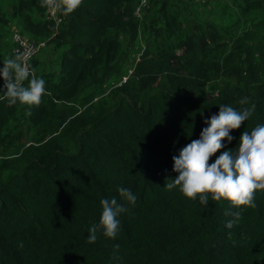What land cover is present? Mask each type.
<instances>
[{
    "label": "trees",
    "instance_id": "trees-1",
    "mask_svg": "<svg viewBox=\"0 0 264 264\" xmlns=\"http://www.w3.org/2000/svg\"><path fill=\"white\" fill-rule=\"evenodd\" d=\"M59 1L0 0V264H264V0Z\"/></svg>",
    "mask_w": 264,
    "mask_h": 264
},
{
    "label": "built area",
    "instance_id": "built-area-1",
    "mask_svg": "<svg viewBox=\"0 0 264 264\" xmlns=\"http://www.w3.org/2000/svg\"><path fill=\"white\" fill-rule=\"evenodd\" d=\"M147 3L148 0H142L140 6L137 9V15H140L144 8L147 7ZM47 9L49 18L56 20L57 23L62 21V18L60 17L59 0H47ZM13 40L16 43L14 53L20 57L22 71L27 75H33L34 73L32 70H30L29 63L41 52V50L45 47V43L31 41L17 31L13 32Z\"/></svg>",
    "mask_w": 264,
    "mask_h": 264
},
{
    "label": "rangeland",
    "instance_id": "rangeland-1",
    "mask_svg": "<svg viewBox=\"0 0 264 264\" xmlns=\"http://www.w3.org/2000/svg\"><path fill=\"white\" fill-rule=\"evenodd\" d=\"M37 57H39V59L41 60V61H44V63H45V69L47 70V71H52L53 69H55V68H57V66H58V64H57V57H56V55H54L53 53L51 54V52H50V50H48V49H45L39 56H37ZM135 59L137 60L138 59V55L135 57ZM135 60V61H136ZM212 85L210 84V86H209V93H212L214 90L212 89V87H211Z\"/></svg>",
    "mask_w": 264,
    "mask_h": 264
}]
</instances>
